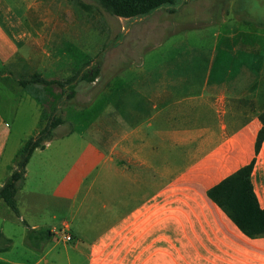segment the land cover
<instances>
[{"label": "crops", "instance_id": "obj_1", "mask_svg": "<svg viewBox=\"0 0 264 264\" xmlns=\"http://www.w3.org/2000/svg\"><path fill=\"white\" fill-rule=\"evenodd\" d=\"M72 16L64 19V8L53 0L35 2L21 15L0 0V164L22 98L38 105L48 97L23 81L38 75L67 82L55 87L57 98L96 108L70 131L65 130V115L59 118L52 139L35 149L25 166L24 180L32 177L34 182L31 218L53 204L69 220H58L53 213L44 243L61 241L64 249L71 244L75 259L66 252L64 264H264V237H246L206 196L254 159L250 182L264 209V139L254 153L261 128L258 115L264 108L246 85L250 70L241 66L214 74L211 64L198 80L195 65L182 74L177 54L157 53L147 66L141 61L139 66L119 67L124 57L113 48L80 67L71 63L76 71L64 78V36L71 47L80 39L74 27L82 21L75 12ZM199 56L190 53L191 61ZM86 72L96 73L93 81L84 79ZM106 74L109 80L101 82ZM91 93L100 99H87ZM9 94L17 102L6 109ZM54 139L53 151L42 156ZM34 153L38 162L31 165L38 172L31 174L27 165ZM32 220L27 234L41 232L43 220ZM57 223L70 242L55 238ZM1 240L4 251L9 243L4 235ZM44 243L28 247L38 249ZM43 263L48 261L37 258L32 264Z\"/></svg>", "mask_w": 264, "mask_h": 264}, {"label": "rangeland", "instance_id": "obj_2", "mask_svg": "<svg viewBox=\"0 0 264 264\" xmlns=\"http://www.w3.org/2000/svg\"><path fill=\"white\" fill-rule=\"evenodd\" d=\"M2 1L21 15L26 7L45 0ZM16 3L20 5V11L16 9ZM53 3L64 8V19L75 18L72 16V12H75L82 21L80 25L74 27V31L80 33V39L73 43L72 47L68 45L64 36V53H66L64 78L72 77L67 76V73L76 71L73 62L80 67L83 61H88L94 56L102 57L105 53H110L113 48L115 50L113 49L112 52L121 53L124 57L119 67L139 66L141 61L147 66V63L155 62L157 53H171L177 54V62L182 74L185 69L195 65L199 71L198 80L204 78L205 69L211 64L214 74L224 73L227 70L234 71L241 66L250 70L251 75L246 76V85L250 88V95L257 99L260 109L264 108V0H178L172 7L160 8L146 17L127 21L107 14L95 0H53ZM79 7L86 12H82ZM93 19L95 21L92 22ZM192 52L198 53L201 57L191 61ZM229 77L233 78L231 75ZM103 79L101 82L107 83L109 75H104ZM35 86L42 91V95L46 94L48 97L37 102L38 105L33 100L29 101L28 97L24 96L25 100L22 98L20 112L10 124L11 131L6 152L0 164V180H6L16 168L14 161L18 151L26 143L38 137L37 133L41 132L50 118H62L65 115L69 122L65 125V130L70 131L72 127L76 128L79 121L83 123V118L92 117L95 113V106L78 107L71 100L61 101L54 94L59 90L55 87H50L53 90H49L43 85ZM93 94L83 95L80 98L84 99L86 96L87 99H94ZM7 98L6 109L15 107L17 102L15 96L9 94ZM99 99V96L95 98V100ZM228 106L230 107L229 104ZM10 116L7 114V117ZM56 141L57 139H54L51 143L53 145L40 154L44 156L51 153ZM38 157V153H34L27 165L31 174L38 172L37 166L31 165L38 162ZM4 164L8 165V171L5 170ZM32 181V177L24 180L17 190L18 198H15L16 207L21 210L23 220L18 219V215L0 201V235H4L9 243L4 251H0V257L21 264H32L37 258H43L48 264H64L67 252L71 260L75 259L70 250V243L66 246L67 249H64L61 241L60 243L52 241L48 244L45 242L38 249L28 247L27 226L33 222L32 219L35 222L43 220L39 223L43 232L49 229L50 224L47 220L53 213L57 215L58 220H68L65 210L54 208L56 205L53 204L49 208L42 206L35 212L37 219L31 218L34 213L30 212L28 207L33 202L29 194L34 188ZM55 226L57 233L61 231V223ZM55 238L59 240L58 235ZM4 244L1 240L0 247ZM0 264L8 263L0 261Z\"/></svg>", "mask_w": 264, "mask_h": 264}, {"label": "trees", "instance_id": "obj_3", "mask_svg": "<svg viewBox=\"0 0 264 264\" xmlns=\"http://www.w3.org/2000/svg\"><path fill=\"white\" fill-rule=\"evenodd\" d=\"M98 6L107 14L125 19H136L146 17L154 11L172 7L178 0H95ZM96 73L86 72L84 79L93 81ZM70 79L68 82L73 81ZM65 83L57 81H45L35 75L22 82V85H43L45 87L62 88ZM261 124L255 144L254 153L257 154L264 139V110L258 115ZM61 122L59 118L52 117L47 125L39 132L34 141L26 143L15 157L16 168L0 188V200L15 214L18 213L15 194L24 181L25 166L35 149H41L45 143L52 139L53 130ZM254 165V159L244 167L232 173L207 192V198L220 209L226 217L238 228V230L250 239L264 237V209H260L252 190L250 175ZM50 236L49 231H29L27 241L44 243Z\"/></svg>", "mask_w": 264, "mask_h": 264}, {"label": "built area", "instance_id": "obj_4", "mask_svg": "<svg viewBox=\"0 0 264 264\" xmlns=\"http://www.w3.org/2000/svg\"><path fill=\"white\" fill-rule=\"evenodd\" d=\"M55 235H58L61 237V239L64 241V242H70L72 239H71V236L69 234L66 233L65 230H61L59 231L58 233L56 232Z\"/></svg>", "mask_w": 264, "mask_h": 264}]
</instances>
